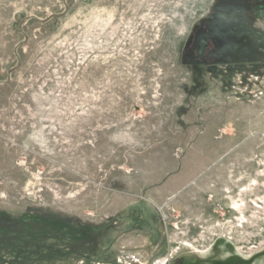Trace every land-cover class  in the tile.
<instances>
[{
  "label": "rangeland",
  "instance_id": "374dc122",
  "mask_svg": "<svg viewBox=\"0 0 264 264\" xmlns=\"http://www.w3.org/2000/svg\"><path fill=\"white\" fill-rule=\"evenodd\" d=\"M0 264H264V0H0Z\"/></svg>",
  "mask_w": 264,
  "mask_h": 264
}]
</instances>
